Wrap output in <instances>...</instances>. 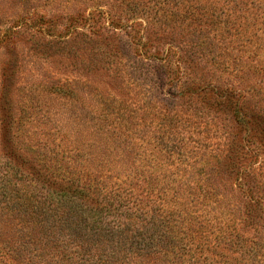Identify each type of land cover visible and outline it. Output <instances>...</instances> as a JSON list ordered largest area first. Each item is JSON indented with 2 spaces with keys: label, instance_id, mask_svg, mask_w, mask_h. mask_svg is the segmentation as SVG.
Segmentation results:
<instances>
[{
  "label": "rangeland",
  "instance_id": "rangeland-1",
  "mask_svg": "<svg viewBox=\"0 0 264 264\" xmlns=\"http://www.w3.org/2000/svg\"><path fill=\"white\" fill-rule=\"evenodd\" d=\"M138 1L147 7L135 17L145 26L132 30L137 44L129 46L122 29L104 30L120 46L118 55L108 56L104 48L98 53L95 36L72 38L64 26L50 25V17L84 10L90 0H0V38L14 25L18 30L0 42V104L5 95L12 138L6 149L11 145L24 162L68 178L75 172L83 181L93 178L90 188L100 198L120 195L94 211L90 204L87 212L50 205L45 183L14 172L18 165L3 150L0 112V188L5 191L10 177L14 194L4 204L0 193V264H264V219L261 231L242 224L246 215L235 210H245L247 198L221 168L234 131L231 114H213L199 94L182 93L196 84L239 90L264 112V0ZM132 2L125 0L117 14H140L143 6ZM170 78L178 81L168 88ZM253 146L262 158L244 157L242 168L250 164L253 171L242 184L258 186L264 197L263 145ZM118 207L138 210L160 237L180 236L187 245L178 249L183 259H166L164 246L149 236L139 248L145 255L137 253L131 220L116 213ZM86 222L122 233L86 232ZM218 226L229 233L223 243L216 240ZM16 234L19 251L10 239ZM5 243L9 260L2 256Z\"/></svg>",
  "mask_w": 264,
  "mask_h": 264
},
{
  "label": "trees",
  "instance_id": "trees-1",
  "mask_svg": "<svg viewBox=\"0 0 264 264\" xmlns=\"http://www.w3.org/2000/svg\"><path fill=\"white\" fill-rule=\"evenodd\" d=\"M106 1V2H105ZM90 0V2L87 4L88 6L81 11L78 12H69V14H65L63 16L56 15L54 17H50V25H53L54 28L58 26H64L65 29H69V33L73 35L72 38H74L77 35L84 36L86 39L88 36H95L94 38L95 42H100V48L98 49V53L101 52V49L104 48L106 55L113 54L118 55L120 46L115 45V42H112L109 40L108 36H104V30L111 31L112 29H122L126 32L127 36L129 37L128 45L132 48L135 47V44H137L134 40L135 37H133V34L135 31H132L135 26H140V28L144 31L145 26L143 22L136 21L135 17H140L141 14L144 12L142 9H146L147 6L142 1L134 0L132 4L138 8H141L140 14H137L136 12H131L129 14L125 15H118L117 12L121 10V8L124 6L125 0L122 2V0ZM85 2V1H84ZM123 4V6H122ZM107 7V8H106ZM92 8L91 10H88ZM107 14V15H106ZM132 18V19H131ZM101 19H103L101 21ZM59 20V22H58ZM100 22L99 28H95L98 22ZM79 27H83L84 30H77ZM13 27L8 28L3 36L0 38V42L11 40L17 33L18 30ZM17 27V26H16ZM111 28V29H110ZM52 34V33H50ZM59 39H62V35L58 34ZM102 37V38H101ZM90 38V37H89ZM138 51V50H137ZM111 52V53H110ZM136 54V51H135ZM145 52H138L137 55L144 57ZM155 55L157 59H159L162 64H166L167 61L164 60L163 57H159V52ZM177 72L180 74L181 67L177 69ZM182 77V75H181ZM179 77L176 76V79ZM174 78H170V82L166 83V87L170 88L171 86H174L175 83L180 80H176ZM195 87H186L184 89V95L185 96H195V93L198 95V101L201 99L204 101V107L206 110H209L213 114H219L222 109L226 110L228 113L231 114V120H232V127L234 131L232 132V140L230 143H228L230 149L227 153V158L222 163L221 168L226 167L228 170L230 176L234 180V185L240 188V192L245 194V197L247 198L248 204L245 206V210L243 209H236L235 211L238 212V214H245V220L242 222L244 225H248L250 228H256L259 229L258 231H261L262 226H259L260 223H262L261 220L264 219V197H261L257 193L256 187L252 184L248 185V188H244L242 181L247 175L252 174L253 169L251 168L252 165H248L246 167L241 166V161L244 159L245 156L248 155L249 158H253V163H256V161L260 158H262V155L260 154V148H256L253 146V144L263 145V152L264 154V112L257 110L255 108H252L248 102H246L245 95L238 93L239 90H230L226 89V91H221L220 89H216L213 87L212 84H205L199 85L196 84ZM204 88V89H203ZM211 91V92H210ZM209 93L210 96H207ZM174 94V93H173ZM174 96H177L174 94ZM3 98L5 100V104L1 102L0 112H1V123H2V141H3V150L11 154L14 157V161L18 165V167L15 169V173L18 175L20 173V176H34L36 179L41 180L43 183L46 184V186L50 189V205L54 204L58 206L61 210H64L67 205H70L71 207H75L79 209V211L83 208L87 212V206L88 204L92 205L93 208L92 211H94L97 207H102L101 201L106 200L108 204L104 205V208L110 207L112 202H117L120 195H118V192H116V195L113 198H107L102 197L100 198L99 195L95 194V192L90 188L91 185H93L94 179L86 176V180L80 179V174L78 172L73 173L74 176H70L69 178L59 172L56 169H49L45 164L44 167L41 168L39 165L34 163L33 161H26L24 162V155L22 152L18 150V152L14 149L13 146L10 145L9 149H6V143L9 144V140L12 138H9L7 134H9V129L7 127V112L4 110H10V105L7 104V99L5 95H3ZM201 98V99H200ZM212 98V99H211ZM19 142L23 139H20V137L15 134ZM24 144V142H23ZM20 148V147H19ZM261 155V156H260ZM257 159V160H256ZM10 164L11 161L7 160ZM20 161V162H19ZM252 163V162H251ZM22 169H26L29 172L25 173L22 172ZM31 169V170H30ZM33 174V175H32ZM35 174H38V176H35ZM12 175V176H17ZM19 177V176H18ZM17 177V178H18ZM41 177V178H40ZM11 179L10 177L5 182V191L0 188V193H3V198L7 199L8 202H5L3 198H0L1 200H4V204H8L11 201L14 200V194L12 191V188L8 189L7 182ZM92 180V181H91ZM83 182V184L81 183ZM82 184V185H81ZM262 188V187H261ZM112 189V188H111ZM89 192H92L95 196L89 195ZM206 195L209 193V191H205ZM4 194H7L4 195ZM107 194H111V192H107ZM23 196V195H22ZM21 196V197H22ZM169 198V195L167 193V199ZM111 201V202H110ZM32 201L27 202L28 207L31 206ZM183 209H187V206L184 204ZM120 212L122 215H125L126 218H130L131 220V226L128 227V229L131 232V240L132 242L135 241L136 248L143 247V240H145V237H148L153 239L157 238L158 241L164 246L165 248V256L170 258L172 257L173 260H176V263L183 259L181 255L178 253L179 247H181L183 250L186 249V244L182 241V239L179 236V239L176 235H163L160 237L157 227L151 226L147 227V225H143L144 221L140 219L142 216V213H140L138 210L134 209H120L118 207L116 209V213ZM53 213V212H52ZM54 214V213H53ZM59 214L60 217H63L64 212L62 213H56ZM80 214V213H79ZM89 215L94 216L95 218V212L92 214L88 213ZM187 214V213H186ZM66 218L68 217L67 213L65 212ZM81 215V214H80ZM241 216V215H240ZM238 216L237 218H240ZM263 218V219H262ZM92 223L86 222L85 227L86 232H97L98 234L104 233L106 236H112L117 233H122V231L117 232V230L112 228H105L102 226L99 227H93L91 225ZM261 225V224H260ZM199 228H204V224H200ZM219 234L216 235V240H219L223 243V241L226 239L227 231L223 230L221 226L217 227ZM177 232V231H175ZM144 236V237H143ZM13 240V251H19L17 248V244L19 245L20 242V235L16 234L13 237L10 238ZM230 243L235 245V243L230 239ZM2 256L5 258V260H9L8 253L11 251V248L7 245V243L2 244ZM60 253H56L57 256H61L63 253V250H60ZM193 251H196V247ZM142 256L145 255L144 252H142L139 249V252ZM176 253V254H175ZM191 257V256H190ZM178 264V263H177Z\"/></svg>",
  "mask_w": 264,
  "mask_h": 264
}]
</instances>
